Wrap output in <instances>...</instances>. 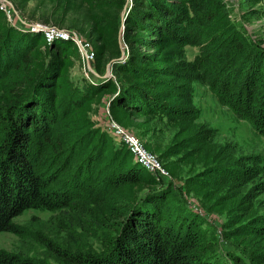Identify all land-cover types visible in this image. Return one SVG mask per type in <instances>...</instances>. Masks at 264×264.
Listing matches in <instances>:
<instances>
[{
  "label": "trees",
  "instance_id": "16d2710c",
  "mask_svg": "<svg viewBox=\"0 0 264 264\" xmlns=\"http://www.w3.org/2000/svg\"><path fill=\"white\" fill-rule=\"evenodd\" d=\"M77 1L76 8L82 9L86 3L83 23L89 25L90 34L100 45V54L115 51L116 40L113 38L112 42L106 37L103 20L95 16L97 12L90 8L91 2ZM225 6L223 0H132L123 32L129 31V27L138 29L143 34L136 43L147 48L165 42L199 48L193 62L211 75L208 85L211 94L222 106L246 120L254 134L264 138V49L237 28L209 33ZM118 22L121 24L122 19ZM40 41L46 45L40 33L27 28L0 26V87L5 90V85L8 86L6 100L3 92L0 96V233L18 234L15 219L28 210L56 213L77 207L83 213L88 208L86 204L91 203L100 205L103 211L102 207L111 200L118 207L115 208L118 220L110 228L106 244L82 255L57 249V264H228V261L259 264L257 254L244 258L238 248L230 250L205 213L200 216L193 212L180 191L172 189L170 180L156 181L135 163L125 146L115 145L106 133H99V138L106 136L111 142L108 160L112 166L96 171L88 159V165L85 162L72 166L70 179L58 178L56 184L62 190H55L51 169L55 166L65 169L61 157L66 150L56 129L61 118L55 110L60 69L54 60L67 48H77L72 42L54 41L48 45L51 51L43 56L38 51ZM121 41L125 52L127 43L125 39ZM132 60L142 66L132 63L126 69L120 62L113 66L114 76L117 68L126 73L119 88V79H107L114 85L113 106L143 117H165L171 113L170 109L136 84L141 80L152 85L153 71L144 67L147 63L156 64L160 56L142 54ZM82 105L74 102L70 107L80 109ZM184 113L190 117L188 112ZM126 154L129 160L124 157ZM251 162L253 169L224 174L247 181L264 175V166L257 168L258 158H252ZM67 183L84 190V194L87 192L84 202L81 199L76 205L66 198L63 190L67 189ZM129 186L138 188L124 192ZM96 190L107 194L98 195ZM252 225V235H264V216L255 217ZM0 264L39 263L0 252Z\"/></svg>",
  "mask_w": 264,
  "mask_h": 264
},
{
  "label": "rangeland",
  "instance_id": "374dc122",
  "mask_svg": "<svg viewBox=\"0 0 264 264\" xmlns=\"http://www.w3.org/2000/svg\"><path fill=\"white\" fill-rule=\"evenodd\" d=\"M89 2L90 8L97 12L95 16L97 14L103 20L106 37L112 42L115 38V51L107 50L104 55L100 54V45L90 34L89 25L83 23L85 2L81 9L76 8L77 0H0V26L4 24L16 29L38 26L73 33L89 42L97 55L94 72L88 77L77 50L67 48L61 57L54 60L60 69L55 110L61 118L56 129L66 150L61 157L65 160V169L62 171L56 166L51 169L55 190L61 189L56 184L58 178L70 179L68 173L74 170L72 166L85 162L88 165V159L96 171L112 166L108 160L111 142L106 136H103L105 141L100 139L99 133L108 134L114 144L119 145L110 130L111 127L118 128L137 138L146 151L158 159L169 175L172 189L180 191L193 212L200 216L206 214V219L217 227L215 230L229 244L230 250L238 248L244 258L257 254L258 263L264 264V235H252L250 229L255 217L264 216V175L247 181L224 174L226 171L239 174L238 170L253 169L252 158H258L257 168L261 169L264 166V138L254 134L246 120L222 106L211 94L208 88L211 75L198 69L193 62L199 55V48H186L169 42L156 48L140 46L136 39L143 33L132 27L123 32L124 21L118 22L123 12L126 17L131 10L132 0ZM223 2L226 5L223 14L217 16L209 33L237 28L264 49V0ZM135 4L139 7L138 3ZM40 34L45 40L44 33ZM122 39L128 46L125 52ZM45 43L42 45L40 41L38 50L43 56L51 51L46 40ZM142 54L160 56L156 64L147 63L144 67L153 71L150 73L154 78L152 85L141 80L136 84L170 109L171 113H166L163 118L135 115L112 104L116 94L114 85L107 79H119V88L126 74L117 68L114 76V64L120 62L126 69L132 63L141 67V63L132 59ZM107 71L110 76L105 78ZM7 89V85L5 90L0 87V96L4 93L5 100ZM74 102L83 105L80 109L70 107ZM184 112H188L190 117H186ZM124 157H128L127 154ZM137 188L129 186L123 191ZM77 189L79 187L68 184L63 190L66 198L69 197L70 202L76 205L81 199L84 202L87 194ZM95 193L107 194L100 190ZM86 205L88 208L83 213L77 207L56 213L24 212L15 219L18 234L0 233V252L39 264H57V249L82 255L105 245L110 228L118 220L115 211L118 207L111 200L102 207L103 211L100 205ZM233 263L228 261V264Z\"/></svg>",
  "mask_w": 264,
  "mask_h": 264
},
{
  "label": "built area",
  "instance_id": "2783aa9c",
  "mask_svg": "<svg viewBox=\"0 0 264 264\" xmlns=\"http://www.w3.org/2000/svg\"><path fill=\"white\" fill-rule=\"evenodd\" d=\"M4 10L5 8H1ZM24 28V27H22ZM29 31L33 33H44L45 40L48 45H50L54 41H67L72 42L77 50L79 59L83 64V71L85 76L88 77V74L94 72V61H95V51L92 45L89 42L83 40L80 36L68 33L62 30H56L54 28H46L43 29L38 26H27L25 27ZM114 135V140L126 147L127 150L132 154L133 160L142 169L151 173L156 181L160 180H169V175L165 172L163 166L158 161V159L152 156L146 149L144 148L143 144L134 136L128 135L124 133L122 130L111 127Z\"/></svg>",
  "mask_w": 264,
  "mask_h": 264
},
{
  "label": "water",
  "instance_id": "95a60500",
  "mask_svg": "<svg viewBox=\"0 0 264 264\" xmlns=\"http://www.w3.org/2000/svg\"><path fill=\"white\" fill-rule=\"evenodd\" d=\"M124 17H125V12H123V14H122V20L123 21H124ZM122 56H123V54H122ZM109 76H110L109 71H107L105 78L109 77Z\"/></svg>",
  "mask_w": 264,
  "mask_h": 264
}]
</instances>
